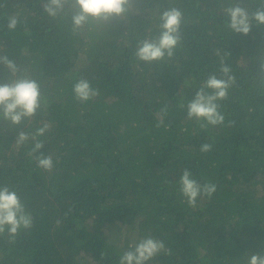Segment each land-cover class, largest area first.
<instances>
[{
  "label": "trees",
  "instance_id": "obj_1",
  "mask_svg": "<svg viewBox=\"0 0 264 264\" xmlns=\"http://www.w3.org/2000/svg\"><path fill=\"white\" fill-rule=\"evenodd\" d=\"M43 2L0 0V56L36 79L44 100L19 126L0 120V185L33 216L14 242L0 236V264H119L146 236L171 250L149 264H248L264 255V25L248 35L226 26L224 9L241 0H133L125 18L73 31L70 14L50 17ZM171 7L183 12L174 56L138 60V41L159 34ZM13 15L14 31L6 27ZM221 61L236 78L220 102L225 121L202 128L187 105L220 75ZM10 79L0 63V83ZM80 79L99 95L78 101ZM45 123L38 139L51 171L29 155L34 141L16 142ZM185 168L217 187L195 207L180 192Z\"/></svg>",
  "mask_w": 264,
  "mask_h": 264
},
{
  "label": "clouds",
  "instance_id": "obj_2",
  "mask_svg": "<svg viewBox=\"0 0 264 264\" xmlns=\"http://www.w3.org/2000/svg\"><path fill=\"white\" fill-rule=\"evenodd\" d=\"M259 4L261 7L250 11L244 6L243 0L239 3L233 2L224 9L227 16L226 26L237 34L248 35L253 23L264 25V0H259ZM132 7L133 0H44L43 2V9L50 17L70 14L73 31L84 28L92 21L107 24L114 18L123 19ZM159 19V34L137 43L135 56L140 61L152 63L162 61L166 57L172 58L181 43L183 12L179 8L171 7L162 11ZM18 23V17L13 15L8 17L6 27L14 31ZM0 63L6 67L12 77L0 83V120L19 126L25 119L34 118L44 105L41 86L32 77L19 75L21 69L7 55L0 56ZM235 79L231 68L221 61L220 75L217 76L215 73L209 75L188 103V118L200 121L202 128L223 124L225 116L220 111V102L228 99L229 89L235 83ZM73 93L80 102H87L99 95L98 90L94 89L86 79H80L73 85ZM48 130L49 125L45 123L32 135L20 131L16 142L22 145L29 139L34 141V147L29 155L34 156L38 167L51 171L54 167L53 158L43 154L41 149L44 143L38 139ZM211 147V144L204 143L201 145V151L208 152ZM179 183L180 192L193 207L196 206L199 197L211 198L217 191L213 183H199L188 168L183 170ZM32 226L33 216L26 209L19 194L6 185H0V236L7 234L14 242L21 230L30 229ZM161 253L171 255V250L165 247L164 241L146 236L122 254L119 264H149ZM248 264H264V255L251 254Z\"/></svg>",
  "mask_w": 264,
  "mask_h": 264
}]
</instances>
